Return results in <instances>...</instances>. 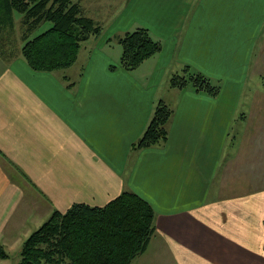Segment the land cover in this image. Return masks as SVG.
<instances>
[{
	"label": "crops",
	"instance_id": "1",
	"mask_svg": "<svg viewBox=\"0 0 264 264\" xmlns=\"http://www.w3.org/2000/svg\"><path fill=\"white\" fill-rule=\"evenodd\" d=\"M145 1L147 20L96 36L66 70L0 54V244L130 191L155 211L131 264H264V0ZM135 24L162 50L128 72L118 40ZM185 66L219 94L170 88ZM167 82L168 137L135 148Z\"/></svg>",
	"mask_w": 264,
	"mask_h": 264
},
{
	"label": "trees",
	"instance_id": "2",
	"mask_svg": "<svg viewBox=\"0 0 264 264\" xmlns=\"http://www.w3.org/2000/svg\"><path fill=\"white\" fill-rule=\"evenodd\" d=\"M22 15L25 41L21 53L37 72H56L72 67L83 43L103 32L93 18L83 15L74 0H0V54L3 33ZM43 22L52 26L30 39ZM120 66L132 72L162 50L146 28L138 27L119 38ZM170 88H193L217 96L220 88L209 78L185 66L169 80ZM172 110L160 102L152 121L135 148L155 146L168 137ZM155 234V211L137 193L124 191L104 207L75 204L66 212L55 210L48 221L23 242L18 264H131L149 247ZM9 254L0 244V259Z\"/></svg>",
	"mask_w": 264,
	"mask_h": 264
},
{
	"label": "rangeland",
	"instance_id": "3",
	"mask_svg": "<svg viewBox=\"0 0 264 264\" xmlns=\"http://www.w3.org/2000/svg\"><path fill=\"white\" fill-rule=\"evenodd\" d=\"M74 2L79 3L81 5L83 10V15L93 18L102 26L103 28L102 35L104 34L107 37L109 36L108 34L111 33L113 34L116 31L117 27L123 26L124 23H126L127 25L130 22L136 20L135 18H139L140 16L142 18H145V20H147L150 17L149 9L147 10V8L146 9L143 8V4H147V1L145 0H74ZM15 17H16V24L14 25V27L11 28L10 30L6 29L2 35L3 37L2 42L4 44L3 45L4 48L2 50L4 52V55H6V59L22 56L21 50L25 44V41L23 39L24 27L21 24L22 15L15 13ZM137 25L138 24H135L133 26V29H131V31L137 29L135 28L137 27ZM51 26L52 24L50 22H43L37 29H35L30 34L29 38L32 39L36 37L37 35L49 29ZM142 28L148 29L147 27H142ZM150 35L152 36L151 32ZM153 39L155 40V38ZM96 40H97L96 36L91 37L88 41L83 43L81 48L84 49L86 47V51H87V49H89V47L91 46V43L93 44ZM120 48L122 50V46ZM109 51L114 52L113 48L111 47L109 48ZM146 62L147 61H145L144 64ZM79 66L80 64L78 65L77 68H79ZM142 68H149V66L144 65ZM216 81L217 80L214 79L213 83H216ZM167 84L168 82L164 83V85L162 84L157 98L156 106L160 103V99H161L160 97L162 95L165 101H167V99L170 98V96L164 95V92L168 90ZM240 140L241 138H239V141ZM48 219L46 221H48ZM35 230H37V228ZM35 230L32 231L34 232ZM22 245L23 243L15 247L14 249L6 247L5 250L9 253V258L7 259L9 260L1 264H18L20 260V250Z\"/></svg>",
	"mask_w": 264,
	"mask_h": 264
}]
</instances>
